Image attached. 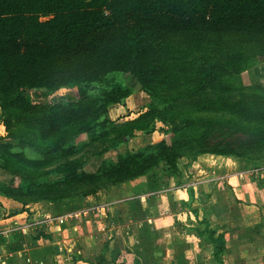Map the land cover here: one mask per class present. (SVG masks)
Here are the masks:
<instances>
[{"label": "trees", "instance_id": "obj_1", "mask_svg": "<svg viewBox=\"0 0 264 264\" xmlns=\"http://www.w3.org/2000/svg\"><path fill=\"white\" fill-rule=\"evenodd\" d=\"M176 39L181 41L175 47L180 56L175 58L170 52ZM185 44L194 52L211 44L236 53L241 46L264 45V0H0V117L6 111L14 112L3 118L2 126L9 131L17 125L40 139L59 136L49 156L38 160L15 156L32 167L59 160L51 172L57 178L39 182L20 176L18 184L9 178L0 181V195L23 204L51 205L64 202L67 196L82 199L108 186L148 176L158 166L176 179L181 176L177 162L188 144L184 140L180 142L183 146L162 139L135 152L118 153L114 163L95 172L83 171L82 164L70 158L74 148L64 147L66 132L74 127L79 133L89 132L93 125L108 123V108L128 95L120 88L97 94L83 88L111 73L129 75L149 97H158L151 87L158 83L166 91L194 90L167 92L169 99L209 93L215 100L211 107L221 111L224 106L245 139L210 141L208 128L203 126L195 146L185 149L194 152L192 159L206 154L263 161L264 91L253 86L247 88L249 92H242L244 87L227 92L238 88L227 83L226 92H220L221 68L214 78L206 61H186L188 55L181 56ZM227 59L223 60L228 63ZM61 88H77L76 98L65 104H39L26 94L38 90L54 94ZM207 89L214 92H204ZM160 111L158 104L151 103L138 122L145 126L155 120L171 129ZM194 124L184 122L183 126ZM133 137L119 136L111 148L117 150ZM3 148L0 144V151ZM4 170L0 163V171ZM222 245L220 241L215 258Z\"/></svg>", "mask_w": 264, "mask_h": 264}, {"label": "crops", "instance_id": "obj_2", "mask_svg": "<svg viewBox=\"0 0 264 264\" xmlns=\"http://www.w3.org/2000/svg\"><path fill=\"white\" fill-rule=\"evenodd\" d=\"M245 162L199 155L182 182L158 166L83 197L63 224L69 211L0 195V264H264V160Z\"/></svg>", "mask_w": 264, "mask_h": 264}, {"label": "rangeland", "instance_id": "obj_3", "mask_svg": "<svg viewBox=\"0 0 264 264\" xmlns=\"http://www.w3.org/2000/svg\"><path fill=\"white\" fill-rule=\"evenodd\" d=\"M40 20L43 21L44 19ZM175 41L176 43L172 46L170 54L176 58L180 55L175 47L181 39H176ZM181 52V56H183V53L186 56L188 55L186 61H190L193 58H201L203 61H206L215 72V75L212 74L214 78L218 77L217 75L220 72L217 70L221 68L223 74L219 76V83L221 84L220 92H226L224 89H226L227 83L238 87L231 91L228 89L227 92H237V90L243 87L242 92H249L247 88L253 86H257L264 91V45L248 44L241 46L236 53L235 51L230 52L229 49H224L222 45L214 46L211 44L201 45L198 51L194 52L190 44H185L181 48ZM225 57H228V63L223 60ZM228 71H232V73L228 74ZM151 87L154 92H158V97L147 96L139 89V86L129 75L120 73L108 74L98 83L83 86L91 94H97L102 90L114 88L125 89L128 92V95L123 98L119 105H113L108 108L106 114L108 123L102 126L93 125L89 132L79 133L78 127H74L66 132L64 147L70 146L74 148V152L70 158L79 161L82 164L83 171L95 172L97 168L103 165L112 164L118 153L124 151L135 152L141 148L144 141L151 144L163 139L167 144H181L183 146L180 142L184 140L188 143L185 148L187 150L189 147L195 146V140L203 130V126L208 128L210 141L225 140L227 142H234L245 139V136L232 125V120L229 119L224 106L221 111L215 110L216 108H213V106L211 107L215 103V100L213 96V98L209 96V93L202 96L198 94L192 97L181 96L169 99L168 96L170 95L167 92H186V90L187 92H194V90L180 88L176 91H166L164 85L158 83L153 84ZM204 92L214 91L207 89ZM26 94L35 103L47 104L58 101L65 104L76 98L77 88H61L53 95L46 94L41 90L26 92ZM201 97H204L207 101L201 99ZM197 100L201 103H195ZM151 103L152 105H159L163 120L169 124L168 126L171 129H168L167 124H161L155 120H148L150 122L145 126L144 123L138 122L140 116L151 108ZM13 114L14 112L9 110L0 117V128L2 129L0 131V144L4 147L0 151V154H2L0 163L5 169L2 172V176H0V181L7 182L9 178H13L14 183L18 184L20 176H26L39 182L55 180L57 176L51 172L59 163V160H52L41 167H32L19 162L15 156L21 155L27 160H38L42 156H49L51 148L59 136L40 139L32 131L25 130L14 124L11 125L9 131H5L2 126L3 118ZM190 121H196V124L188 127L183 126L184 122ZM203 121L206 123L202 124ZM174 126H178V128L174 129ZM147 130H149L148 135H143ZM127 135L134 137L127 143L119 146L117 150L111 148L112 144L117 143V137L120 136L125 139ZM185 149H182L184 153L179 156L177 162L178 169L184 168L185 170L194 156L192 155L194 152L190 150L185 151ZM237 161L240 167H243L244 163H246L242 159H237ZM249 161L258 162L257 160ZM67 197H65L64 202H54L51 205L45 202L41 204L50 208L55 213L60 210L73 212L77 209L80 198Z\"/></svg>", "mask_w": 264, "mask_h": 264}, {"label": "built area", "instance_id": "obj_4", "mask_svg": "<svg viewBox=\"0 0 264 264\" xmlns=\"http://www.w3.org/2000/svg\"><path fill=\"white\" fill-rule=\"evenodd\" d=\"M32 92H34V91H32ZM51 95H53V94H51ZM80 214H81L80 212H69L67 214H63V215L55 218V222L57 224H63L64 222H67V221L76 220Z\"/></svg>", "mask_w": 264, "mask_h": 264}, {"label": "clouds", "instance_id": "obj_5", "mask_svg": "<svg viewBox=\"0 0 264 264\" xmlns=\"http://www.w3.org/2000/svg\"><path fill=\"white\" fill-rule=\"evenodd\" d=\"M0 131H2V129H0Z\"/></svg>", "mask_w": 264, "mask_h": 264}]
</instances>
